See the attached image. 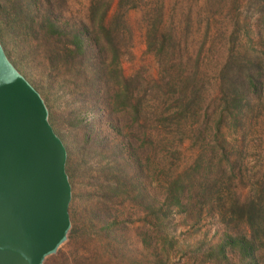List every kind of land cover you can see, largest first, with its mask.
I'll list each match as a JSON object with an SVG mask.
<instances>
[{"label": "rangeland", "instance_id": "rangeland-1", "mask_svg": "<svg viewBox=\"0 0 264 264\" xmlns=\"http://www.w3.org/2000/svg\"><path fill=\"white\" fill-rule=\"evenodd\" d=\"M37 1L39 15L51 5L63 20H84L100 32L89 9L103 0ZM112 20L114 43L104 37L106 48L96 54L105 72L103 89L95 94L93 84L79 76V59L52 55L51 49L67 41L26 37L23 31H12L0 15L4 48L41 92L49 120L67 145L70 206L84 225L82 234L72 243L68 237L44 264L142 263L145 231L153 242L166 241L169 264H209L202 249L218 241L229 224L250 223L246 208L243 213L235 207L252 199L262 205L253 220L264 238V90L248 94L245 103L227 111L217 137L213 135L224 106L219 51L250 54L264 73V0H112L106 22ZM234 25L238 36L232 41ZM148 28L157 38L164 35L161 56L156 47H148ZM175 47L184 49L186 63L174 59ZM182 100H193L185 113L179 111ZM203 128L205 139L196 141ZM135 163H141L140 175ZM126 174L127 179L142 178L155 193L180 180L192 203L188 208L176 204L167 217L147 219L140 203L129 198L128 192L135 190L126 184ZM92 208L128 218L120 225L115 249L111 244L108 248L104 234L87 228Z\"/></svg>", "mask_w": 264, "mask_h": 264}, {"label": "trees", "instance_id": "trees-1", "mask_svg": "<svg viewBox=\"0 0 264 264\" xmlns=\"http://www.w3.org/2000/svg\"><path fill=\"white\" fill-rule=\"evenodd\" d=\"M111 2L112 0L94 1L90 6V17L97 23L100 32L93 30L91 23L84 20L80 23L63 20L51 5L45 7V12L39 15V11L35 10L36 8H40L37 0H8L7 4L3 5L0 2V15L1 20L6 22L12 31H23L26 37H30V35L36 37L38 35H45L48 39H55V42L67 41L55 49H51L52 55L61 58L65 57L67 60L71 58L79 59L80 61L76 65V68L81 80L93 84L94 93L99 94L100 90L103 89L102 81L105 70L96 61L97 52L103 53L106 48L103 41L104 37L114 43L115 22L113 20L110 23L106 22ZM237 30L238 26L234 25L229 35L232 41L238 36ZM147 35L149 49L156 47V53L158 56H161V53L166 50V40L160 39L164 35L157 38V33L152 28H148ZM157 40L159 41L157 42ZM33 49V44H30V50ZM181 49L182 47H175L173 49L174 59L182 62L180 64H184L188 55L185 56L184 49L182 51ZM116 50H120V47H117ZM185 52H189L188 47L185 49ZM219 52V56L224 60L220 72L222 75L220 87L224 94V106L214 123L216 132L213 135L216 137L227 111H230L232 107L240 106L243 102L245 103L248 94H261L264 90L262 83L264 73L256 57L250 54L244 55L242 51L232 48L230 50L224 48ZM261 52L264 53V49ZM6 53L9 56L7 51ZM82 62H85V64ZM31 83L36 87L33 82ZM183 88L189 90L188 86H183ZM191 102L193 100L187 102L182 100L179 111L185 113ZM208 115L209 109L207 108L204 114L206 117L205 122L208 119ZM206 132L205 128L199 129L196 134V141L199 138L205 139ZM86 138H90V136L86 135ZM68 157L69 152L67 149L66 169H68L67 163L69 164ZM130 157L132 158V155ZM134 166L140 175L142 170L141 163H135ZM124 179L127 181L126 184L131 183L135 190L133 193L128 192V195L130 194L129 198H133L140 203L146 212L143 216L147 219H150V217H158L160 219L167 217L176 204L188 208L192 203L191 200L188 201L189 197L182 190L180 180L174 179L171 181L163 193H155L151 190L149 191L145 181L136 175H129V179H127L126 174L124 175ZM115 192L121 193L119 190H115ZM235 208L243 213L246 208L245 212L250 215V223L241 225L234 220L235 223L229 224L225 228L218 241L205 245L202 249L204 259L208 260L209 264H264V238L260 233L261 225L255 224V220H253L261 212L262 205L260 201L252 199L246 206H239L240 209ZM105 210L103 208L99 210L92 208L90 210V216L92 217H90V224L87 228H91L96 233L104 234L109 238L107 242L108 248L111 244L112 249H115L116 243L121 239V236H119L121 234L119 232L120 225L126 223L128 218H122L119 213L113 214ZM70 213L72 228L69 235V243H72L80 235L84 225L80 223L78 216L71 209V206ZM156 226L159 225L155 224ZM143 241L147 244V250L142 263L140 261L138 264H169L170 251L164 239L163 243L158 240L153 242L150 232L145 231ZM58 252L65 253L61 250Z\"/></svg>", "mask_w": 264, "mask_h": 264}, {"label": "water", "instance_id": "water-1", "mask_svg": "<svg viewBox=\"0 0 264 264\" xmlns=\"http://www.w3.org/2000/svg\"><path fill=\"white\" fill-rule=\"evenodd\" d=\"M67 147L0 40V264H44L68 239Z\"/></svg>", "mask_w": 264, "mask_h": 264}]
</instances>
